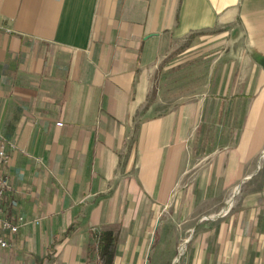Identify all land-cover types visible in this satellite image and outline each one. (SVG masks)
I'll list each match as a JSON object with an SVG mask.
<instances>
[{
    "label": "crops",
    "instance_id": "crops-1",
    "mask_svg": "<svg viewBox=\"0 0 264 264\" xmlns=\"http://www.w3.org/2000/svg\"><path fill=\"white\" fill-rule=\"evenodd\" d=\"M2 139L0 264H104L107 230L113 264H264V0H0ZM239 187L175 259L188 198Z\"/></svg>",
    "mask_w": 264,
    "mask_h": 264
},
{
    "label": "rangeland",
    "instance_id": "rangeland-1",
    "mask_svg": "<svg viewBox=\"0 0 264 264\" xmlns=\"http://www.w3.org/2000/svg\"><path fill=\"white\" fill-rule=\"evenodd\" d=\"M185 46L186 44H184L183 46H179L180 48L173 47L172 49H170L169 52L166 53V55L162 58L161 62L159 63L160 69H163V67L166 64L168 67L167 70L173 69L175 62L176 61L179 62L180 55L183 53L185 56L186 54ZM176 56L177 57L179 56L177 60L175 59ZM199 67H202V66L199 65ZM172 83H173V76L170 77V79L168 80V82H166V84L165 83L161 84L160 81L158 80L156 81V90L154 89V92H152V96H151L152 102L155 99L160 98V96H162L165 99V102L163 103L164 107L162 108V111L164 112L169 110L170 107L173 106V103L175 100L174 98L175 94L176 95L179 94L177 92H174V89L171 88V86L173 85ZM182 94L185 95L184 97H189V93L185 94V92H183ZM190 163L191 162L189 161L188 166H190L189 165ZM190 179H191V175L189 174L187 177V180H190ZM242 189H243L242 187L233 188V189H230V188L229 189L199 188L197 190V194H194L196 195V197L198 196V198H196L195 196H193L192 198H188V202L186 201L183 204V209H182L183 217L180 221L181 225L179 226V227H182L180 228V231L181 232L183 231V232L181 236L177 237L176 243L173 244V249L177 250V255L175 256V259L177 258V256L180 257V260L183 259L184 253L188 251V244L190 242H187V240L193 237L194 233L191 232V229L196 227V223L199 221L202 223H210L211 221H208L207 219L215 218L218 215H220L222 212L228 211L230 207L235 205V203L238 201V198L241 196ZM197 199H198V202L196 201ZM230 201H232L233 203V205L231 204V206H229ZM191 214L193 218L186 219L189 215L191 216Z\"/></svg>",
    "mask_w": 264,
    "mask_h": 264
},
{
    "label": "built area",
    "instance_id": "built-area-1",
    "mask_svg": "<svg viewBox=\"0 0 264 264\" xmlns=\"http://www.w3.org/2000/svg\"><path fill=\"white\" fill-rule=\"evenodd\" d=\"M13 145V143H12ZM11 163V156L7 151V141L0 142V248L11 246L10 238L20 232L22 226L28 223L23 215H12L7 205V199L14 191V186L7 168ZM40 221L36 220L35 223Z\"/></svg>",
    "mask_w": 264,
    "mask_h": 264
},
{
    "label": "trees",
    "instance_id": "trees-1",
    "mask_svg": "<svg viewBox=\"0 0 264 264\" xmlns=\"http://www.w3.org/2000/svg\"><path fill=\"white\" fill-rule=\"evenodd\" d=\"M117 237L110 231H103L99 238V253L104 264H113Z\"/></svg>",
    "mask_w": 264,
    "mask_h": 264
},
{
    "label": "bare ground",
    "instance_id": "bare-ground-1",
    "mask_svg": "<svg viewBox=\"0 0 264 264\" xmlns=\"http://www.w3.org/2000/svg\"><path fill=\"white\" fill-rule=\"evenodd\" d=\"M237 191H238V189H237ZM231 204H232V201L229 202V206H231Z\"/></svg>",
    "mask_w": 264,
    "mask_h": 264
}]
</instances>
